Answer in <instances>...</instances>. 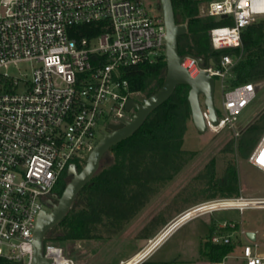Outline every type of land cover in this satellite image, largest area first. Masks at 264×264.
<instances>
[{
    "label": "built area",
    "instance_id": "1",
    "mask_svg": "<svg viewBox=\"0 0 264 264\" xmlns=\"http://www.w3.org/2000/svg\"><path fill=\"white\" fill-rule=\"evenodd\" d=\"M147 1L0 0L1 258L32 264L33 245L28 241H33L38 217L53 197L50 193H55L64 174L71 177V163L78 170L84 167L100 141L98 136H104L110 124L119 123L114 116L131 120L125 117L126 103L141 93L131 91L123 69L152 64L165 53L161 42L166 36L165 21L157 10L160 2ZM153 6L156 12L150 11ZM205 15L233 21L210 31L216 47H241L242 31L264 16V0H211ZM92 24L102 30L100 34L82 35V27ZM186 59L195 62L198 71L207 70L221 80L222 114H217V125L208 120V127L218 131L234 126L256 98L257 86L230 85L226 79L236 64L230 55L222 56L219 63L210 60L209 66ZM25 62L32 64L31 78L11 73ZM263 146L264 135L249 163L264 172ZM193 208L198 212L190 219L218 211L243 214L249 209L264 210V197L218 198ZM249 232L256 234V240ZM156 237L117 264H145L154 253L145 251ZM209 241L236 248L221 260L195 264H227L231 257L244 264H264L258 232L246 231L237 222L223 223ZM238 250L240 255L232 256ZM43 252L53 258V264H79L54 243H44Z\"/></svg>",
    "mask_w": 264,
    "mask_h": 264
},
{
    "label": "trees",
    "instance_id": "2",
    "mask_svg": "<svg viewBox=\"0 0 264 264\" xmlns=\"http://www.w3.org/2000/svg\"><path fill=\"white\" fill-rule=\"evenodd\" d=\"M172 1L175 10H184L188 18V32L178 39L180 55L190 54L216 63L222 56L230 55L236 61L234 77L230 80L233 86L264 80V18H258L242 31L241 47L219 48L214 45L210 31L233 25V21L200 16L201 0ZM97 27L96 24L83 26L82 35L100 34L102 30ZM122 73L129 81L132 92L150 97L164 83L165 53L152 64L124 68ZM188 92L187 85L177 86L172 96L149 115L138 131L108 151L111 160L102 159L99 171L78 194L65 218L48 233L47 240H51L57 230L54 243L99 238L103 234L102 229L111 222L129 219L130 209L136 213L148 202V194L151 193L148 190L152 184L172 175L188 154L183 149L187 124L191 120ZM263 132L264 112L242 132L238 146L241 157L248 158L252 154ZM208 167L214 171V162ZM229 175L230 178L219 188L224 195H239L234 172L230 170ZM69 179L64 174L54 192L61 196ZM216 230L215 227L211 230L208 239ZM235 248L236 245H213L206 241L202 243L201 254L211 260H221ZM0 264L20 263L0 257Z\"/></svg>",
    "mask_w": 264,
    "mask_h": 264
},
{
    "label": "rangeland",
    "instance_id": "3",
    "mask_svg": "<svg viewBox=\"0 0 264 264\" xmlns=\"http://www.w3.org/2000/svg\"><path fill=\"white\" fill-rule=\"evenodd\" d=\"M209 1L211 0H201L200 16H205ZM147 2L157 3V0ZM149 9L151 12H156L154 6ZM175 13L179 24H187L188 18L184 10L176 9ZM228 48L237 47L228 46ZM11 73L15 76L27 75L31 78L32 64L20 63L18 67H13ZM233 74L232 72V76L226 79L230 85ZM254 84L257 86V96L238 116L234 126H227L218 131L208 127L205 133H200L191 118L183 141V149L188 152L185 160L168 178L152 184L148 190L151 192L148 194V202L142 207L138 206L141 209L136 213L133 209L127 211L130 214L129 219L113 221L102 229L101 237L86 240L56 242V244L53 239L59 231L57 230L51 240L46 239L45 244L54 243L61 246L65 255L80 264H117L121 259L136 254L149 239L158 235L152 240L149 248L153 249L164 242L145 264H195L198 261L209 260L202 256L201 247L203 242L210 240L208 237L211 230L227 221H234L246 231L258 232L260 251L264 253V210L249 209L243 214L238 211H218L192 219L190 217L197 209L188 212L193 206L218 198L241 195L264 197V172L249 163L251 155L243 158L238 152L242 132L264 112V80ZM131 98L142 100L141 94H134ZM223 100L221 80L217 78L214 103L219 116L222 114ZM134 112V110L125 112V117L131 119ZM263 135L264 132L253 150ZM102 138V135L98 136V140ZM105 159L111 160V154L107 153ZM212 162L215 164L214 171H210L208 167ZM229 169L234 172L240 190L239 195H224L219 188L226 179L230 178ZM71 179L72 177L68 183ZM185 211L188 213L185 214ZM131 213L135 214L131 215ZM242 240L243 243H247L245 238ZM238 255H240L239 250L232 254V256ZM227 264H244V262L231 257L227 260Z\"/></svg>",
    "mask_w": 264,
    "mask_h": 264
},
{
    "label": "water",
    "instance_id": "4",
    "mask_svg": "<svg viewBox=\"0 0 264 264\" xmlns=\"http://www.w3.org/2000/svg\"><path fill=\"white\" fill-rule=\"evenodd\" d=\"M159 2L166 27V36H162L161 41L165 43L166 74L164 83L155 94L142 101L134 99L127 101L125 109L135 111L131 120L114 116V119H119V123L110 124L106 134L102 132L103 138L89 154L81 170H78L73 163L70 164L68 174L72 177L71 181L61 196L56 195L47 200L45 209L38 217L33 241H28L33 245L32 264H53V258L45 257L43 252L48 233L68 214L78 194L99 171L101 161L108 151L138 131L149 115L172 96L177 86L187 85L189 87L188 102L191 118L200 133H205L208 130V120L214 125L219 123L214 103L215 78L207 70L198 71L195 62L186 58L196 59L199 65L206 64V66L210 65V60L195 58L190 54L180 55L178 39L188 32V26L177 22L172 0H159ZM50 194L54 196V193ZM248 236L252 240H256L254 232H249Z\"/></svg>",
    "mask_w": 264,
    "mask_h": 264
},
{
    "label": "bare ground",
    "instance_id": "5",
    "mask_svg": "<svg viewBox=\"0 0 264 264\" xmlns=\"http://www.w3.org/2000/svg\"><path fill=\"white\" fill-rule=\"evenodd\" d=\"M263 147H264V146H263ZM263 155H264V154H263ZM195 209L198 210V208H193V209H189V211H188V210H187V211L190 212V210H195ZM197 210H196V213L198 212ZM188 212H186L185 214H187ZM185 214H183V215H185ZM183 215H181V216H183ZM181 216H180V217H181ZM180 217H179V218H180ZM151 242H152V241H151ZM163 242H164V241H163ZM163 242L159 243V244H158L155 248H153V249L148 247V249L145 251V253H146V252H147V253H150V252H152V253L154 252V253H155L156 250L160 247V245H161ZM150 246H151V244H150ZM154 253H153V254H154ZM150 254H151V253H150Z\"/></svg>",
    "mask_w": 264,
    "mask_h": 264
},
{
    "label": "flooded vegetation",
    "instance_id": "6",
    "mask_svg": "<svg viewBox=\"0 0 264 264\" xmlns=\"http://www.w3.org/2000/svg\"><path fill=\"white\" fill-rule=\"evenodd\" d=\"M159 9H160V6H157V10ZM141 96H142V99L147 97L145 94H141ZM56 195H59V194L55 192L53 197H55Z\"/></svg>",
    "mask_w": 264,
    "mask_h": 264
},
{
    "label": "crops",
    "instance_id": "7",
    "mask_svg": "<svg viewBox=\"0 0 264 264\" xmlns=\"http://www.w3.org/2000/svg\"><path fill=\"white\" fill-rule=\"evenodd\" d=\"M122 260H125V259H121L120 261H122ZM120 261H119V262H120ZM119 262H117V263H119ZM79 264H80V263H79ZM114 264H116V263H114Z\"/></svg>",
    "mask_w": 264,
    "mask_h": 264
}]
</instances>
